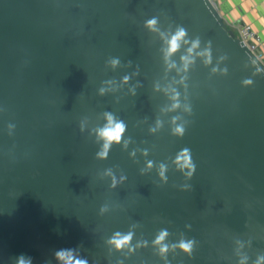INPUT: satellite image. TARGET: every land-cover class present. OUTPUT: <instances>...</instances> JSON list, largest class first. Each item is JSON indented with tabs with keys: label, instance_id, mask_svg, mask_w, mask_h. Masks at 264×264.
Wrapping results in <instances>:
<instances>
[{
	"label": "water",
	"instance_id": "95a60500",
	"mask_svg": "<svg viewBox=\"0 0 264 264\" xmlns=\"http://www.w3.org/2000/svg\"><path fill=\"white\" fill-rule=\"evenodd\" d=\"M106 113L125 131L100 158ZM117 232L133 234L120 249ZM68 249L88 264L264 256V66L214 0H0V264Z\"/></svg>",
	"mask_w": 264,
	"mask_h": 264
},
{
	"label": "clouds",
	"instance_id": "9594fccd",
	"mask_svg": "<svg viewBox=\"0 0 264 264\" xmlns=\"http://www.w3.org/2000/svg\"><path fill=\"white\" fill-rule=\"evenodd\" d=\"M147 27H149L151 30L156 31V24L157 20L155 18L148 20L146 22ZM186 36L185 29L178 28L176 33L172 35L169 39H167L166 43L168 45L166 50V59L168 56H170L172 53H175L177 49L180 47V42L183 40V38ZM187 43V41H184ZM199 45V40L192 42V47L188 50L189 53L193 51V49L197 48ZM202 55H207L208 60H206V63L210 62L211 56L210 52L206 51L205 53H201ZM184 61V67L187 68L188 64L190 63L189 57L185 56L182 57ZM119 61L116 59L111 60V64L115 66L118 64ZM128 77H125V80H127ZM245 85H249L252 83L250 80H245L243 82ZM101 93L104 92V89L102 88ZM175 99V97H173ZM178 103L173 104V108L178 107ZM106 118L108 121V124L103 127L102 129L98 130L99 137L102 138L105 143L103 145V150H101L97 155L100 158H105L108 154V149L112 143H119L124 131H125V125L122 122H116L113 118V116L110 113H106ZM155 129H153L154 131ZM175 134L183 135L184 128L182 126H177L173 129ZM177 163L178 166L183 168H188L190 171L187 173L189 176L192 175V173L195 171V165L191 161V155L189 149H184L178 156H177ZM149 167H151V162H149ZM165 172V165L160 166V176L162 178L164 177ZM115 183V181H114ZM101 211H104V209H101ZM132 233L129 232L127 235H121V233L117 232L113 239L110 241L112 245H114L117 249L123 248L126 245H128L129 241L132 239ZM168 235L167 231H161L158 235L157 239L154 241L155 244L161 245L162 242L165 240V237ZM194 241H184L181 240L178 245H173V247H179L186 253H191V250L193 248ZM168 251V246L165 244L162 247H160L161 254H164ZM56 258L62 262V264H88L86 260L79 259L75 256L73 250H60L56 253ZM247 257H243L240 261V264H246ZM18 264H31L30 259H25L24 257H20L18 260ZM256 264H264V256L258 257Z\"/></svg>",
	"mask_w": 264,
	"mask_h": 264
},
{
	"label": "crops",
	"instance_id": "0c3cea01",
	"mask_svg": "<svg viewBox=\"0 0 264 264\" xmlns=\"http://www.w3.org/2000/svg\"><path fill=\"white\" fill-rule=\"evenodd\" d=\"M228 28L248 23L264 39V0H214Z\"/></svg>",
	"mask_w": 264,
	"mask_h": 264
},
{
	"label": "built area",
	"instance_id": "2783aa9c",
	"mask_svg": "<svg viewBox=\"0 0 264 264\" xmlns=\"http://www.w3.org/2000/svg\"><path fill=\"white\" fill-rule=\"evenodd\" d=\"M232 30L256 60L264 66V39L260 33L248 23H242Z\"/></svg>",
	"mask_w": 264,
	"mask_h": 264
}]
</instances>
